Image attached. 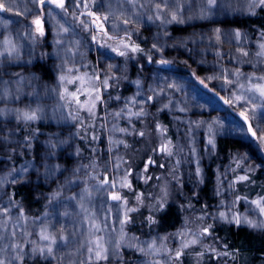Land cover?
Wrapping results in <instances>:
<instances>
[{"label": "trees", "instance_id": "obj_1", "mask_svg": "<svg viewBox=\"0 0 264 264\" xmlns=\"http://www.w3.org/2000/svg\"><path fill=\"white\" fill-rule=\"evenodd\" d=\"M217 2L215 7L209 8L204 0H186V2L182 0L183 11L180 16L183 18V23L173 22L167 25H161L160 20L148 19L149 16H154V10L145 0H139L135 8L125 0H103L101 4L109 17L119 21L127 19L132 22L133 20L130 19L134 17L143 20L139 21L142 30H139L137 34L140 36L134 38L136 45H139L143 52L133 53L125 49L128 55L123 56L121 61L127 64L124 75L128 78L136 74L147 76L152 73L149 88L154 103L152 100L145 102L142 93L136 94L139 105L147 104V115L133 120L128 132L122 137V160L125 172H131L128 180L132 188L125 187L121 189L122 191L119 189V194L127 200L128 208L137 209L135 212L128 213L130 222L124 225L126 232L137 238L135 243L142 242L150 236L159 237V239L167 237L165 239L167 243L171 240L173 242L175 236H178L181 229L185 228L198 239L196 245L183 250L184 254L180 260L172 259L170 264H264V230L244 225L237 227L233 224H225L224 221L215 223L210 214L211 208L214 207H218V213L226 209V215L233 214L234 204L230 190L224 182L223 164L234 156L242 160L249 169H255L248 176L246 175L248 179L244 183L235 185L239 195L251 197L264 191V157L245 135L240 122L235 119L242 120L237 111L225 104L227 110L235 116V118L230 117L217 102L200 94L199 101H194V96L199 91L189 80V84L186 79L182 80L184 73L190 72L189 68H192L199 75L212 78V83H215V80L224 82L227 77L228 81H232L231 85L235 86L234 90L241 93L238 89L239 84L246 83L244 77L250 75L248 73L260 74L261 71L264 74V63H258L262 59L254 56V48L249 42L250 37L255 39L257 33L261 36L264 34V9H257L256 15H250L243 11L246 8L244 0H230V6L222 3V0ZM141 3L144 7H140ZM44 9L32 3L31 0H14L13 13H0V20L8 21L7 26L0 29V36L11 37L18 46L21 57L16 63H5L4 70L0 72L21 73L25 77L35 73L40 77L39 81L33 82V86L27 84L22 86L24 94L18 100L0 101V108L25 109L29 105L35 108L39 104L44 109V114L50 115L51 109L58 104L55 91H48L53 89L51 86L54 80L53 68L72 62L78 54L76 53L73 58L70 50H76L79 42L72 33L66 36L60 31L64 24L58 17V19L46 21L48 32L44 39L46 50L41 59L37 40L33 42L30 35L25 34V30L28 19L34 18L37 16V11L43 12ZM203 10H206V14L200 18L199 14ZM14 12H20L21 15H15ZM236 30L243 32L247 39L237 44L234 39ZM51 31H54V39H51L53 34ZM151 35L157 47L160 48V51L156 52L161 60L174 61V63L162 64L159 57V59L154 57L149 47V40L146 39L149 37L151 40ZM243 52H247L248 55H242ZM28 60H31V63L25 64L24 62ZM7 67L8 69L5 70ZM155 68L164 70L155 71ZM253 70L255 71L251 72ZM237 71L242 74L239 80L233 75ZM177 72L178 76L182 77V81L176 79L173 81V76H177ZM4 79L14 80L15 77L5 75ZM196 82L199 85L197 80ZM127 83L124 81L120 86H108L107 95L111 98L118 93L122 95L130 92L131 87L126 88ZM154 93L161 94L157 96ZM169 101L171 102L169 108L161 111L163 104ZM157 105L160 107L159 110ZM100 107L101 105L96 102V115L100 113ZM180 108H184L185 111H179ZM92 117L94 119L93 115ZM92 119L90 118L88 126L79 128L76 145L74 133L67 122L57 123L42 119L39 123L26 126L12 115L0 118V138H7L9 141L5 144L3 140H0V154L15 146L16 134H19L23 143L21 146L17 142L16 147L17 152L22 156L16 157L14 161L25 160L31 165L22 180L9 188V196L12 197L14 205L20 208V213L22 212L29 222H33L43 212L45 199L49 201L57 193L56 185L63 184L62 186L67 188L63 191L64 195L59 190L58 201L59 197L64 199L56 202L57 205L51 216L45 221L58 239L62 234L67 238V243L57 250L56 258L59 264H72V260L78 255L79 248H83L86 235L84 229L86 211L89 213L90 210H96L101 221H106L108 224L105 212L106 202L100 200L94 203L92 201L94 199H87L82 186H79V180H83L84 175L103 176L102 171H96L98 163L101 162V145L99 138L95 143L96 135L95 132L93 133ZM252 120L258 129L259 136L264 134V118L259 111ZM33 125L40 127L38 139L31 134ZM157 125L167 130L162 139L159 138L160 131L157 133L158 127L156 132ZM209 125L212 127L211 138L214 140V148L207 143L210 138ZM251 125L253 127V124ZM174 128L185 141L183 143L192 148L190 157L192 167L200 170L199 176L194 175L191 191H189L190 184L185 185L179 177L175 153L174 158H171L159 151L164 143L173 141L175 144ZM141 132L144 133V137L139 135ZM196 136L200 137L201 143ZM58 139L67 142L63 145L57 144L54 149L47 146L50 140L55 143ZM206 139L207 141L204 142ZM76 146L79 151L78 161H76ZM94 146L97 149H94ZM182 149L186 155L183 146ZM49 153L52 154L48 155ZM46 155L47 159H42ZM204 155L205 158H203ZM149 160L154 163L147 164ZM1 161H5V169L0 170V176H9L8 161L6 159ZM45 164L50 167L59 165L55 174L48 179H45ZM216 168L221 172L218 176L225 190L219 191L220 193L215 192L218 188L214 181L217 176ZM135 171L140 173L139 178H136ZM187 172L193 174L191 169ZM177 177L181 182L180 185H176ZM165 179L171 182L176 194L174 198L156 197V186ZM138 196L141 197L142 203L137 200ZM220 199H222L221 203ZM161 203L164 205V210L156 211L155 209L159 208ZM149 216L156 220V223H150ZM244 216L250 220L264 221L251 209L245 210L242 217ZM27 226L17 234L19 238L17 241L24 247L23 264H47L38 256L29 258L30 245L28 244L32 243L29 241L31 230ZM206 228L208 234L200 235ZM9 233L10 230L6 238L8 242ZM24 233L28 235L25 236ZM173 248L175 249H172L171 254L174 256L178 248L174 245ZM120 250L126 256L122 264H131L135 255H128L126 252L133 253V249L122 246ZM200 253L203 255L201 256Z\"/></svg>", "mask_w": 264, "mask_h": 264}, {"label": "rangeland", "instance_id": "obj_2", "mask_svg": "<svg viewBox=\"0 0 264 264\" xmlns=\"http://www.w3.org/2000/svg\"><path fill=\"white\" fill-rule=\"evenodd\" d=\"M217 3L218 2H216V4ZM101 4H103V0H65L66 11H62L58 8H54V6H52L54 8V11L52 12L51 15H49L47 7H45L44 9L45 11L43 12L41 10L40 12L37 11V16L40 18L44 31H45L44 36H40L38 32L36 31V26L32 24V20L36 19L37 16H35L32 19H28L27 28L25 30L26 32L25 34L29 35L28 30L29 28L32 29L30 38L32 39L33 42L34 41L36 42L37 40L39 54L40 56L44 57L45 50H46L44 46V39H46V35L48 33L47 27H46V21H52L53 19L59 18V20H61L64 24L60 31L64 33L66 36H68L69 33H72L76 41L79 42V46L77 47L76 50L74 49L70 50V52L73 53L72 54L73 58H74V55H76V53L78 54V56H75V59H73L72 62H66L65 64L61 66H57V67L55 66V69L53 68L54 80L52 81L51 86L53 87V89H56L60 94H63L65 88H67L69 92H73L79 87V81H76L74 83H67V81H65L64 83H60L59 82L60 75L68 76L69 79H74L75 77L83 76L85 77L86 81L90 77L92 79V83L98 87V91L100 94V99L97 101L101 105L100 113L97 115L95 113L93 115L94 119H92L93 118L92 115H90L86 109L79 108L75 104L68 105L67 107L63 109L65 114L76 115L78 112L79 119L73 122L71 120V115H70L69 120L67 122L72 128L71 131L74 133L76 145H77V137H78L79 128L81 126H88L90 118L92 119V121H94L93 133L95 132V135H96L95 143L98 142V138H99V144L101 145V154H100L101 162L98 163V168L96 169V171H102L104 178L101 175H99L100 176L99 178V176H97L96 174L88 175V176L84 175L83 180L81 179L79 180L80 181L79 186H82L81 187L82 191L86 194L87 199L88 198L94 199L92 200L94 201V203H97L100 200H103L106 202L105 212H106V218L108 219V222H107L108 224H106V221L105 222L101 221V219L99 218V215L96 214L97 212L96 210H92V211L90 210L89 213L88 211H86L85 216H84L85 217L84 218L85 219L84 229H85V234H86L84 245L82 249L79 248L78 255L76 258L72 260L73 261L72 264H76L78 262H80V264L81 262H84V264H95L94 260H91V261L88 260V252H87V248L89 246L87 241L89 239V233L92 230L93 223L99 225L100 228L102 229V231L95 233L97 237H103L105 242H107L109 238L118 239V234L120 232V227H121L119 221L122 220L124 217L125 207L122 204H119L118 202L112 200L111 194L119 193V189L120 191H122L121 190L122 188L119 186V181L124 178L126 169L124 167V162L122 160L123 158L122 157V143H113V141H122V137L124 134L128 132L132 121L133 120L135 121L143 117L142 116V117L137 118L133 116L131 117V119H129L128 117L129 108L131 109L132 112H138L141 110V108H143V110L146 112L147 104L144 106L142 104L139 105L140 103H138L136 99L137 92L139 91L140 93L143 94L144 100L147 96L153 97L151 90L149 88L150 81H151L150 75H152V73L151 74L149 73V75H147L148 77L145 75H141V74H136L135 76H131L130 78L126 77L124 74L126 71L127 64L121 61L123 56L118 55L117 52L112 50L113 48H120V45L118 44V40L123 39L125 43H128L129 35L131 37V42L136 45L134 38L136 39L137 37L140 36V34H137V33H139L138 31L139 30L141 31L142 29L139 26L140 23H137L135 21L139 20L142 22L143 20L141 18L134 17L130 19L133 21L129 22L126 25L123 19L119 21L118 19H115L111 16L109 17L106 11L102 9L103 6ZM89 13H92L93 15H89ZM96 16H99L101 19L99 21H95ZM105 16L108 17L107 20L103 19V17ZM97 24L103 25L104 29L106 30L107 35H105L104 32L98 31L96 27ZM125 28L127 29V33L124 31ZM234 32L241 33V36L239 38H237L234 33V39L237 44L243 41V39H247L246 35L243 32L239 30H236ZM51 33H53L51 34V39H54L55 37L54 31H51ZM35 35H36V38H35ZM94 36L97 39L94 40L93 39ZM152 36L153 35H151V40L149 39V37H147L146 39L149 40V47L154 57L159 59L160 57L158 56L156 49L152 47L153 43H156V41L153 40ZM108 37H112V39H109ZM250 38L252 40L249 39V42H251L254 48L253 50L256 53L257 51L260 50L259 45L264 43V36H261L260 33H257L255 39H253L252 37ZM82 45H83V48H81ZM121 50L126 51L125 49H121ZM255 53H254V56L258 57L255 55ZM259 58L264 59L262 57H259ZM160 61H162L161 58H160ZM172 62L174 63V61ZM172 62L168 61V63H172ZM6 69H8V67L5 68V70ZM69 69H71L72 71L69 72L68 71ZM189 69H190V72L184 73V77H183L184 79L178 76V72H177L176 73L177 76H173V81L175 79L176 80L182 79L185 81L186 79V82L189 84L188 82L189 80L195 86V88L199 92H201V93L199 92L196 93V95L194 93L195 95L194 101H199V94H200V95H204L205 97H208L212 99L213 101L217 102L221 106V108L225 109L228 112L230 117L232 116L233 118H235V116L230 111L227 110V108L225 107V104H227L229 107L237 111L242 120H239L237 118L235 119L238 122H240L245 135L248 137L249 140H251L255 144L259 153L264 157V144L260 143L258 139L259 137L258 129L256 126H254L252 117H250L249 121L247 122L253 124L252 128L253 130L257 132L256 137H253L250 134L247 128L246 121L241 116V112L250 113L252 105L250 104L246 105L243 101L235 99V97H237L241 93H237L234 90L235 86L231 85L233 83H230V84L228 83L227 77L225 78L224 82L220 83L215 80V83H212L213 82L212 78H208V76L206 75H199L197 71L193 70L192 68H189ZM3 70H4L3 67L0 68V71H3ZM158 70L163 71L164 69L155 68V71H158ZM254 71L255 70L251 72H254ZM259 73L260 74L248 73L250 74L248 76L264 75L261 71ZM109 77H113L114 79H108V86L110 85L120 86L122 82L126 81L128 82L126 85V88L128 86L131 87L130 92L122 94V95L118 93L117 96L120 99H116L117 96L110 98V96H108L106 93L108 87L105 88L103 86V81ZM195 78L198 81L200 86L197 84ZM137 80L140 81L139 88L134 83V81H137ZM201 81H203V83H201ZM88 87L89 85L86 83L85 88H88ZM57 91H55L57 103L63 104L64 101L58 98ZM95 91H96V88H93V92ZM133 97H135L137 103L135 105L131 103H127ZM87 99L88 97L86 95H83V94L80 95L81 104L87 101ZM93 99H95V96H93ZM152 101L154 103V98L152 99ZM156 107L158 110L160 109L158 105ZM122 109L123 111H121ZM116 112H120V116L118 117L115 116L114 113ZM37 123H39V121ZM157 126H156V132H157ZM119 128H125L127 129V132L117 131L116 129H119ZM160 128L162 127L160 126ZM174 130L176 133L175 128ZM157 133H159V130ZM31 134L32 136L38 139L40 135V127L38 125L34 126L33 132H31ZM162 136L163 135L159 133L160 139H162ZM196 138L198 142L201 143L200 137L196 136ZM206 141L207 139L204 142ZM17 142L22 146L23 141L22 139H20L19 134H16L15 146L13 148H10V150L8 149L4 150L0 154V170L5 169V165H4L5 161H1V160L6 159L8 161V166H9L7 172L9 173L14 172L15 175L19 177L20 169L26 164V162L25 160L14 161L16 157L22 156L21 153L17 152L18 150L16 147V145H18ZM183 142L185 141L180 137V134L176 133L175 134V144L173 141L171 142L172 155H169V156L172 158L175 153V159L177 161L176 165L179 169V175H180L179 177L185 185L190 184L189 191H191L193 189L192 184L194 182V175L196 176H199V175L197 174V171H196L197 169L192 167V164L190 162L191 161L190 157L192 156V148H190L189 145L187 146ZM175 146H176V149H175ZM182 146L185 149L186 155H184L183 153ZM94 149H97V147L94 146ZM78 153H79L78 146H76V161H78ZM203 158H205V155L203 156ZM117 165H119V167H117ZM77 166L79 167V162H77ZM223 167H224L223 171L225 175L224 182H225V185L228 186L230 190V196L233 201L232 203L234 204L233 214L235 213L242 217L245 210L255 208V205L249 204L246 201H252V200L264 198V194H263L264 191H262L261 193H256L251 197L249 196L243 197L239 195L238 191L236 190V186H238L240 183L245 182V180L240 181L239 177L246 176V175L248 176V174H250V172L254 171L255 169H249V167L242 160H239L235 158L234 156H232L231 159L225 162L223 164ZM188 169H191L193 171V174H191L190 172H187ZM29 170L27 169V171L24 172L23 176L27 174ZM215 172L217 176L214 178V181L218 187L215 192L220 193L219 191H225L222 188V181L218 176L219 174L221 175V172H219L217 168L215 169ZM135 176L136 178H139L140 173L138 171H135ZM8 178L9 180H11L12 176H8ZM105 179H107L109 183L115 180L117 183V187L116 188L109 187V184L104 183ZM21 180L22 178L20 179V181ZM18 183H8L6 185L4 184L3 188L0 189V193H2V195H0V200L4 201L6 206H7L9 197H10L9 196L10 186H13ZM180 184L181 182L180 180H178V177H177L176 185H180ZM62 185L63 184L56 185L58 190L57 191L55 190V192L58 193L60 190L62 195H64L65 193L63 191H65L67 188ZM85 190H87V192ZM175 196H176L175 191L173 190L171 186V182H169L168 179L161 181L159 185L156 186V197L161 199V198H174ZM63 199H64L63 197L61 198L59 197V201L60 200L62 201ZM221 200L222 199H220V203H221ZM57 201H58V198L52 199L51 197L49 201L45 199L43 203L44 204L43 212L41 213L39 218L34 220L33 222H29L26 219L25 221H22L18 224L17 219H16L17 215L20 214V208H18V206L11 207L8 217H0V218L8 220L7 227L10 230V232L15 230L16 236L12 237V239L15 241L19 239L17 234L19 232H22L23 229L26 228L27 225H31L30 227L27 226L28 229L31 230V238L29 239V241L31 243L34 242L32 244H28V246L30 245L29 248L31 249L34 246V244L39 245V244L45 243V242L40 241L39 235H38L42 227L47 226L49 233H54L50 229V226H48V224L45 221L48 217L51 216L53 209L59 202ZM224 203L226 202L224 201ZM211 209L212 210L210 211V214H211L212 220L215 223L223 222L224 220L216 218L218 214L220 213V212L219 213L217 212L218 207H214ZM225 210L226 209L222 210L221 213H225L226 212ZM260 217L264 220V216H260ZM224 222L225 224H229L226 221ZM233 225L236 226L235 224ZM185 229H181V232L178 235L179 237L175 236L173 242L171 240L169 243H167L165 239H162V238L159 239V237L157 238L154 236H150L142 241H151L155 239L157 241V246H160L161 244H163L167 249L172 250V249H175L173 248V245L176 246V248H179L182 241H186V240H190L194 238L193 235ZM124 232L127 234L126 235L127 241L129 243H133V242L135 243V241L132 240L133 236L128 234L125 228H124ZM183 233H186V235L181 236L180 234H183ZM4 234H5V240L3 241V243L7 245L8 239L6 238H7L8 232ZM57 241L58 243H57L56 249L58 250V248H62L63 247L62 245L65 243H62L60 239L58 238H57ZM85 241H86V244H85ZM139 242L136 243L137 246H142ZM132 249H133L132 251L133 253L126 252V254L128 255L130 254L135 255V258H134L135 260L133 259L134 261L132 260L131 264H143L144 261H148L149 264H151L152 261H156V260H159L161 264H163V262L168 259V256L163 253L160 256H145L143 253L136 251L134 248ZM125 257L126 256H124V254L120 250V256L118 258H113L111 255V248L109 245V259L107 261H100L99 264H118V261H120V264H122L123 262H125L124 261ZM41 259L47 264H59V261L57 260V258L55 259L41 258Z\"/></svg>", "mask_w": 264, "mask_h": 264}, {"label": "snow or ice", "instance_id": "obj_3", "mask_svg": "<svg viewBox=\"0 0 264 264\" xmlns=\"http://www.w3.org/2000/svg\"><path fill=\"white\" fill-rule=\"evenodd\" d=\"M32 3L36 4L40 8L47 7L49 15L52 14L54 11V8H58L62 11H66L65 7V0H31ZM125 2L130 3L133 8L136 7V5L139 3V0H125ZM146 3H149L152 5L154 10V16H149V20H160L161 25H167L171 24L173 22L177 23H183V18L180 16V13L183 11L182 6V0H145ZM186 2V0H184ZM217 0H204V3L207 4L209 8L216 6ZM246 4V8L243 11H246L250 15H256L257 9H264V0H244ZM13 3L14 0H0V13H13ZM222 3H226L227 6H230V0H222ZM54 6V8L52 7ZM140 7H144V4L141 3ZM15 15H21L20 12H14ZM135 15V13H133ZM206 14V10H203L199 16L202 18ZM89 15H93L92 13H89ZM101 18L99 16L95 17V21H99ZM104 20H107L108 17H103ZM124 23L127 25L129 23V20H124ZM137 23H139V20H137ZM8 24V21L0 20V29L6 27ZM32 24L36 26V31L40 36L45 35V31L42 25L41 20L37 16L36 19L32 20ZM98 31L104 32L105 35H107L106 30L104 29L102 24L96 25ZM32 29L29 28L28 34L31 35ZM66 31V30H65ZM127 33V29L124 30ZM219 30H217L218 32ZM19 35V33H18ZM235 36L239 38L241 36L240 32H236ZM264 36V34H262ZM109 39H112V37H108ZM159 39V36L157 37ZM93 39H97L95 36ZM128 43H125L123 39L118 40V44L120 45V48H113L112 50L117 52L120 56H127L128 51L136 53V52H143V49L139 47V45H135L131 42L130 35L128 36ZM57 43L59 41L57 40ZM153 48L156 49V51H160V48L157 47L156 43H153ZM121 49H126L128 51H124ZM259 51L255 53L256 56L264 58V43L259 45ZM242 55L247 56V52H243ZM20 50L16 43H14L13 39L11 37L3 38L0 36V68L3 67L5 63L7 64H13L20 60ZM43 56H41V59ZM25 64L31 63V60L25 61ZM162 64H167L168 61L162 60ZM258 63H264V59L258 61ZM69 72L72 70L69 69ZM13 76L15 77L14 80H5L4 76ZM233 75L239 80L241 77V73L239 71L233 73ZM108 79H114L113 77L106 78L103 81V86L105 88L108 87ZM246 83H240L239 88L241 90V95H238L235 97L236 100L243 101L246 105H252L251 112L245 113L241 112V116L245 119V121H249L250 116L252 118L255 117V114L257 111L261 113L262 118H264V75L260 76H246L244 77ZM40 80V77L36 75L35 73H32L29 77L23 76L21 73H3L0 72V101H6L8 99L11 100H18L21 95H23L22 86L27 84L29 86H33V82H37ZM67 81V83H74L76 81H79V87L73 91L69 92L67 88L64 89L63 94H60L56 89H48L49 92L51 91H57V96L60 100H63V104H57L56 107L51 109L50 115L44 114V109L37 104L35 108L31 107V105L27 106L25 109H14V108H0V118L5 117L6 115H12L16 120L23 122L26 126L32 123H36L42 119H48L56 121L57 123L64 121L68 122L69 116L71 114H65L63 109L67 107L68 105L75 104L79 108L86 109L90 115L95 114V108H96V102L100 99V94L98 91V87L95 86L92 83V79L89 77L87 81L85 80V77L78 76L74 79H69L68 76L60 75L59 76V82L64 83ZM88 84L89 87L85 88V84ZM136 86L139 88L140 81H134ZM203 83V81H201ZM228 83H232V81H228ZM93 88H96V91L93 92ZM86 95L88 97L87 101H85L83 104L80 103V95ZM141 93L138 91L137 95H140ZM155 95H160L161 93H154ZM37 98H39V94L37 93ZM93 96H95V99H93ZM116 99H120L118 96ZM152 96H147L145 98V102L152 100ZM227 102V101H226ZM127 103H131L135 105L137 103L135 97L131 98V100ZM169 103L163 104V109L169 108ZM123 111V109L121 110ZM179 111L183 112L185 111L184 108H180ZM115 116H120V112L114 113ZM147 115V113L141 108L138 112H132L129 108L128 110V117L131 119V117L135 116L137 118ZM77 119H79L78 112L76 115H71V120L74 122ZM202 123V122H198ZM158 130L160 131L161 135H164L166 133V129L160 128L158 125ZM120 132H127V129L125 128H119L116 129ZM208 131L210 133V138L208 139L207 143L208 145H211L213 148L215 147L214 140L211 138L212 133V127L211 125L208 126ZM248 131L251 133L253 137L257 136V132L253 130L251 123H249ZM139 135L143 136L144 133L141 132ZM260 143L264 144V134H261L258 137ZM0 140H3L5 144L9 143L7 138H0ZM67 141L65 140H57L55 143H53L51 140L48 142V147L50 149H54L57 144L63 145ZM113 143H122V141H113ZM159 151L166 153L167 155H172L171 151V142L164 143L161 145ZM52 153H49L48 155H51ZM42 159H47V155L43 157ZM154 161L149 160L147 161V164H153ZM31 167L30 164H25L20 169V176L17 177L15 173H9V176H12V179L9 180L8 176H0V189L3 188L4 184L7 183H18L20 182V179L23 177L24 172L27 171V169ZM46 169L45 173V179H48L49 177L53 176L58 170L59 165L55 166H48L47 164L44 165ZM119 167V165H117ZM38 171V169H37ZM145 171H147V167H145ZM197 174H200L199 168H197ZM131 175V172H127L124 175V178L119 181V186L121 188H132L131 182L128 180V176ZM247 176H240L239 180L244 181L247 180ZM105 184H109V187L116 188L117 183L115 180L109 181L105 179ZM87 192V190H85ZM59 193H56L53 195L52 199H56L58 197ZM2 195V193H0ZM142 195V194H141ZM166 195V193H165ZM111 199L118 202L119 204H122L125 206V212L124 217L122 220L119 221L121 227L120 232L118 234V239L110 238L107 242L104 241L103 237H97L95 233L102 231L99 225L93 223L92 230L89 233V239L87 241L88 243V260H94L95 264H99L100 261H107L109 259V245L111 246V255L113 258H118L120 256V249L122 246L128 247V248H134L136 251L143 253L145 256H160L162 253L168 256V259L163 262V264H170V261L172 259L180 260L181 256L184 254L183 250L187 249L188 247L192 245H196L198 243L197 238H192L190 240L182 241L180 247L175 251L174 256L171 254L170 249H167L163 244L160 246H157V241L155 239L151 241H142L140 244L142 246H137L136 243H129L126 240V233L124 232V225L128 222H130L128 213L137 211L136 208H128L127 207V200H124L119 193H112ZM137 200L142 203L141 197L138 196ZM249 204L255 205L254 209H251L253 212H255L259 216H264V198L256 199L252 201H246ZM15 206L13 204L12 197H9V200L7 202V206L5 205V202L0 200V217H8L9 211L11 207ZM156 211H163L164 205L161 203L159 208L155 209ZM119 211V209H118ZM217 219H222L226 221L229 224H235L237 227L244 225L248 226L253 229H259L264 230V221H254L247 218V216L241 217L238 214H232L231 216L226 215L225 213H219L216 217ZM18 224L22 221L26 220V217L23 216V213L17 215L16 217ZM148 220L150 223H156V220H154L151 216L148 217ZM8 220L7 219H0V264H23V257L25 255L24 253V247L23 244L19 241H15L11 239L12 237L16 236L15 230L11 231L9 233V242L7 245L3 243L5 237L4 233L9 232V229L7 227ZM208 234V229H204L200 235ZM25 236L28 235V233H24ZM39 239L42 242H45L43 244L35 245L30 249L28 255L29 258H35L37 256L43 258V259H55L56 258V246H57V236L54 233H49L47 226L42 227L39 231ZM181 236L186 235V233L180 234ZM137 238L133 237L132 240L135 241ZM162 239H167V237H164ZM60 241L62 243H67V238L61 235ZM27 242V241H26ZM34 243V242H32ZM227 254V253H225ZM202 256L203 253H200ZM62 259V257H61ZM81 264H84V262H81ZM143 264H149L148 261H144ZM151 264H161L159 260L152 261Z\"/></svg>", "mask_w": 264, "mask_h": 264}, {"label": "water", "instance_id": "obj_4", "mask_svg": "<svg viewBox=\"0 0 264 264\" xmlns=\"http://www.w3.org/2000/svg\"><path fill=\"white\" fill-rule=\"evenodd\" d=\"M40 19V18H39ZM246 124H247V128H248V125H249V123L248 122H246ZM251 134V133H250Z\"/></svg>", "mask_w": 264, "mask_h": 264}]
</instances>
